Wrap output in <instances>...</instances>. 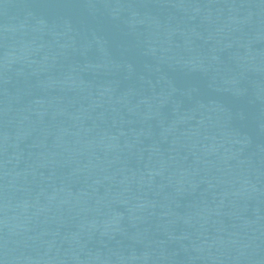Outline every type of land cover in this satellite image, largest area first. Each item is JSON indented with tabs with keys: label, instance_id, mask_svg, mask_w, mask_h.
Listing matches in <instances>:
<instances>
[{
	"label": "water",
	"instance_id": "1",
	"mask_svg": "<svg viewBox=\"0 0 264 264\" xmlns=\"http://www.w3.org/2000/svg\"><path fill=\"white\" fill-rule=\"evenodd\" d=\"M0 264H264V40L230 0H0Z\"/></svg>",
	"mask_w": 264,
	"mask_h": 264
}]
</instances>
